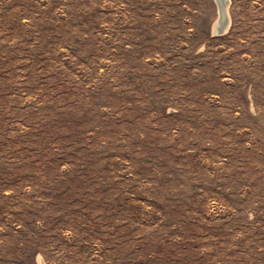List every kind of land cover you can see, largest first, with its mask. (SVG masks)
<instances>
[{"label":"rangeland","instance_id":"1","mask_svg":"<svg viewBox=\"0 0 264 264\" xmlns=\"http://www.w3.org/2000/svg\"><path fill=\"white\" fill-rule=\"evenodd\" d=\"M0 0V264H264V0Z\"/></svg>","mask_w":264,"mask_h":264},{"label":"water","instance_id":"2","mask_svg":"<svg viewBox=\"0 0 264 264\" xmlns=\"http://www.w3.org/2000/svg\"><path fill=\"white\" fill-rule=\"evenodd\" d=\"M215 2L218 7V20L213 33L219 35L225 31L228 22L226 14V0H215Z\"/></svg>","mask_w":264,"mask_h":264},{"label":"bare ground","instance_id":"3","mask_svg":"<svg viewBox=\"0 0 264 264\" xmlns=\"http://www.w3.org/2000/svg\"><path fill=\"white\" fill-rule=\"evenodd\" d=\"M216 26V25H215ZM215 29V28H214Z\"/></svg>","mask_w":264,"mask_h":264}]
</instances>
